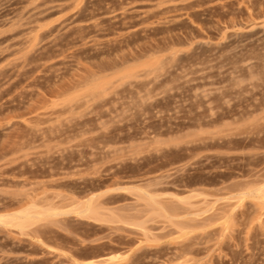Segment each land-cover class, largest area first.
Masks as SVG:
<instances>
[{
  "label": "rangeland",
  "instance_id": "374dc122",
  "mask_svg": "<svg viewBox=\"0 0 264 264\" xmlns=\"http://www.w3.org/2000/svg\"><path fill=\"white\" fill-rule=\"evenodd\" d=\"M0 264H264V0H0Z\"/></svg>",
  "mask_w": 264,
  "mask_h": 264
}]
</instances>
